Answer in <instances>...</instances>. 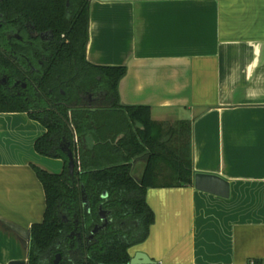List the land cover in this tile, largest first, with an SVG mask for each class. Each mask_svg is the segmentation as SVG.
<instances>
[{
	"label": "crops",
	"instance_id": "0c3cea01",
	"mask_svg": "<svg viewBox=\"0 0 264 264\" xmlns=\"http://www.w3.org/2000/svg\"><path fill=\"white\" fill-rule=\"evenodd\" d=\"M85 59L124 67L118 107H149L152 136L190 149V185L146 190L153 223L129 258L140 252L155 264H264V0H89ZM83 101L95 111L102 99L87 94ZM32 105L0 112V264H27L30 229L43 220L34 168L64 170L62 159L34 150L46 129L29 117L42 111ZM59 146L72 151L77 168L75 145ZM145 163V154L129 163L134 182ZM155 171L158 181L176 185L175 160H159ZM196 173L224 179L228 197L196 190ZM66 239L67 261L85 260L76 225Z\"/></svg>",
	"mask_w": 264,
	"mask_h": 264
},
{
	"label": "trees",
	"instance_id": "16d2710c",
	"mask_svg": "<svg viewBox=\"0 0 264 264\" xmlns=\"http://www.w3.org/2000/svg\"><path fill=\"white\" fill-rule=\"evenodd\" d=\"M27 23L38 33L50 31L52 40L37 42L40 47L36 45L34 52L14 39L6 41L5 32H20ZM88 29L89 0H0V49L4 50L0 51V72L19 78L26 68L25 58L32 64L35 58L47 60L42 67L39 104L32 105V97H10L0 87V112H28L31 105L42 110L29 114L46 129L35 141L34 150L64 162L60 175L34 168L43 186L45 212L42 222L30 229L27 264H52L54 255L60 253L55 245L66 243L74 219L89 236L102 224L100 207L108 214V224L89 242L86 259L75 264H128V249L146 239L153 223V213L145 203L146 190L161 183L166 187L191 184L189 145L174 148L163 136L153 137L149 107H118L117 86L126 69L86 61ZM9 53L12 56L5 57ZM87 94L101 96V107L87 109L83 101ZM135 125L139 127L136 130ZM63 140L70 149L75 145L78 166L72 175L66 153L59 146ZM143 154L145 168L136 183L129 163ZM159 160L176 161V185L157 180ZM82 192L85 209L81 207ZM59 264L71 263L63 260Z\"/></svg>",
	"mask_w": 264,
	"mask_h": 264
},
{
	"label": "flooded vegetation",
	"instance_id": "af4514ba",
	"mask_svg": "<svg viewBox=\"0 0 264 264\" xmlns=\"http://www.w3.org/2000/svg\"><path fill=\"white\" fill-rule=\"evenodd\" d=\"M52 37L53 35L50 31H46L42 33L36 32L34 26L30 23H27L24 29L21 30L20 32H17V33L5 32L6 41L10 42L11 40L14 39L18 41L19 45L23 49L28 48L30 52L36 51V47L39 46V44L37 45V42L43 41L46 44L52 40ZM0 51L4 52L3 49H0ZM10 55L12 56V53H9V55H5V57L6 56L8 57ZM25 60H26V63L28 64V69L26 71L25 70L21 71V74H23L22 77L13 78L12 76H6L0 72V87L10 97H23L25 100H28V96H31L32 98H35L36 101L40 102L41 96H42V92L40 90L41 79H42V67H44L43 63H47V60L43 57L42 58L39 57V59L35 58L34 60L35 64H32V62H29L28 59L26 58ZM78 171H79V168H78ZM82 198H83V194H81V207L85 209L86 205H84V203L82 202ZM107 215L108 214H106V219H107ZM71 223L73 227H75L76 225V228L80 232L81 237L85 238L86 236L79 229L80 221L78 219H74L71 221ZM78 244H79L78 246H80L81 249L84 248V243L81 239ZM55 248L56 250L59 249L60 253H57L54 255L52 264H54V262L56 261H57V264H59L63 260L67 261L66 257L68 256V248H69L68 243L58 242L55 245ZM57 255H60L59 259L56 258Z\"/></svg>",
	"mask_w": 264,
	"mask_h": 264
},
{
	"label": "water",
	"instance_id": "95a60500",
	"mask_svg": "<svg viewBox=\"0 0 264 264\" xmlns=\"http://www.w3.org/2000/svg\"><path fill=\"white\" fill-rule=\"evenodd\" d=\"M98 2L108 3V2H144V1H161V0H96ZM66 156L68 159V171L70 174H73L76 167V160L74 154L71 150L67 149ZM194 188L198 191L205 192L208 194L216 195L222 198H227L229 195V185L228 183L220 178L217 175L205 174V173H196L194 175ZM83 198L82 202L86 205V198L84 196V192H82ZM107 212L99 208V217L102 222L101 225H97L93 228L90 235L83 238L82 241L84 243V250L87 248L90 241H92L93 237L101 230H103L108 221L106 219ZM73 233V232H72ZM57 259L60 258V255H57ZM86 259V257H85ZM57 264V261L54 262ZM128 264H155L152 260H150L146 255L137 252L131 258H129Z\"/></svg>",
	"mask_w": 264,
	"mask_h": 264
},
{
	"label": "rangeland",
	"instance_id": "374dc122",
	"mask_svg": "<svg viewBox=\"0 0 264 264\" xmlns=\"http://www.w3.org/2000/svg\"><path fill=\"white\" fill-rule=\"evenodd\" d=\"M161 182H163V180H160Z\"/></svg>",
	"mask_w": 264,
	"mask_h": 264
}]
</instances>
